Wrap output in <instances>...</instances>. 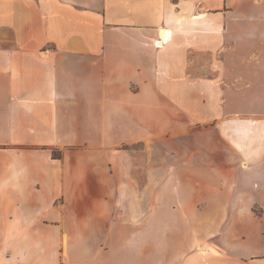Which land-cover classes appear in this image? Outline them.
Segmentation results:
<instances>
[{
    "label": "crops",
    "instance_id": "crops-1",
    "mask_svg": "<svg viewBox=\"0 0 264 264\" xmlns=\"http://www.w3.org/2000/svg\"><path fill=\"white\" fill-rule=\"evenodd\" d=\"M0 264H264V0H0Z\"/></svg>",
    "mask_w": 264,
    "mask_h": 264
},
{
    "label": "trees",
    "instance_id": "trees-1",
    "mask_svg": "<svg viewBox=\"0 0 264 264\" xmlns=\"http://www.w3.org/2000/svg\"><path fill=\"white\" fill-rule=\"evenodd\" d=\"M53 155H54L55 157H60V155H59L57 152H55V151H54Z\"/></svg>",
    "mask_w": 264,
    "mask_h": 264
},
{
    "label": "built area",
    "instance_id": "built-area-1",
    "mask_svg": "<svg viewBox=\"0 0 264 264\" xmlns=\"http://www.w3.org/2000/svg\"><path fill=\"white\" fill-rule=\"evenodd\" d=\"M160 45H161L160 42H157V43H156V46H157V47H160Z\"/></svg>",
    "mask_w": 264,
    "mask_h": 264
},
{
    "label": "rangeland",
    "instance_id": "rangeland-1",
    "mask_svg": "<svg viewBox=\"0 0 264 264\" xmlns=\"http://www.w3.org/2000/svg\"><path fill=\"white\" fill-rule=\"evenodd\" d=\"M258 211V210H257ZM258 213H259V211H258ZM202 245V244H201ZM203 246V245H202Z\"/></svg>",
    "mask_w": 264,
    "mask_h": 264
}]
</instances>
